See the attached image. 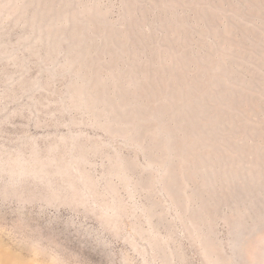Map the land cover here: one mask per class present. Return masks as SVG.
I'll list each match as a JSON object with an SVG mask.
<instances>
[{"label":"rangeland","instance_id":"rangeland-1","mask_svg":"<svg viewBox=\"0 0 264 264\" xmlns=\"http://www.w3.org/2000/svg\"><path fill=\"white\" fill-rule=\"evenodd\" d=\"M0 264H264V0H0Z\"/></svg>","mask_w":264,"mask_h":264}]
</instances>
